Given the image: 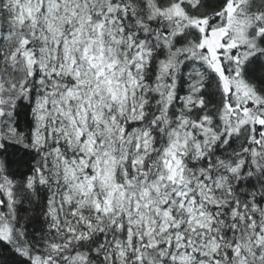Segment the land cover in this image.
<instances>
[{
    "label": "snow or ice",
    "instance_id": "6c2138e0",
    "mask_svg": "<svg viewBox=\"0 0 264 264\" xmlns=\"http://www.w3.org/2000/svg\"><path fill=\"white\" fill-rule=\"evenodd\" d=\"M0 264H264V0H0Z\"/></svg>",
    "mask_w": 264,
    "mask_h": 264
}]
</instances>
